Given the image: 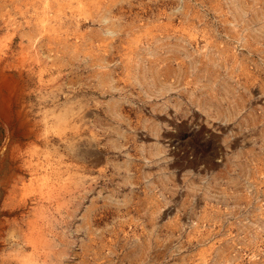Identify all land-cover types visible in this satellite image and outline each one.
Returning <instances> with one entry per match:
<instances>
[{"label": "rangeland", "instance_id": "374dc122", "mask_svg": "<svg viewBox=\"0 0 264 264\" xmlns=\"http://www.w3.org/2000/svg\"><path fill=\"white\" fill-rule=\"evenodd\" d=\"M59 3L35 47L0 0V264H264V0Z\"/></svg>", "mask_w": 264, "mask_h": 264}, {"label": "bare ground", "instance_id": "6f19581e", "mask_svg": "<svg viewBox=\"0 0 264 264\" xmlns=\"http://www.w3.org/2000/svg\"><path fill=\"white\" fill-rule=\"evenodd\" d=\"M5 1H9L10 2L11 6H13V10H15L14 13L19 15L20 19L23 20V22H22L23 24L25 23L26 26L23 28L24 35H26L27 38L32 39V43L35 44V47L37 46V44L41 43V41H38V40L43 39V36L47 35V30H48V25H49L48 21H50L52 19L56 20L61 14H63L61 6H60V3H59V0H5ZM30 23L34 24V25H32V27H34L35 29H36V27H38V32H36L35 34L29 32V31H31L30 27H29ZM13 27L15 28V26H13ZM55 28H54V30H55ZM58 29H60V28H58ZM54 35H55V33H54ZM11 36H9V37H11ZM55 36H57V35H55ZM36 40L38 41V43L36 42ZM59 40H61V39H59ZM50 42H52V41H50ZM57 44H58V41H57ZM39 46H41V45H39ZM20 61L22 62L23 60L20 59ZM24 61H26V60H24ZM5 66H9V65H5ZM22 66H24V64H22ZM22 75H23V71H19L18 76L22 77ZM14 77H16V76H14ZM38 79H39V82H41L42 76L39 75ZM18 87H19V82L16 79H14L12 76H10L9 74H5L4 71L2 69H0V119L2 120V122L6 123V125L9 124L10 121H11V117H12L11 113L14 111V107H16L18 104H20L22 102V100H23L22 97H19L20 94L17 91ZM46 93H49L48 97H50L51 99L54 98V95H53V93L51 91L45 92V94ZM38 95H39V97L41 95L42 98L45 97V95L43 93H41V92L40 93L38 92ZM49 101H50V99H49ZM65 105H67V104H65ZM22 106H23V104H22ZM18 108H21V104L18 106ZM47 112H49V111H47ZM18 113H21V112H18ZM51 114L53 115V118L55 119V121L58 123V127L59 128H61L62 125L64 124V126L61 128V133H62V131H65L66 128H68L67 127L68 124L70 125L71 128H75L76 125H77L75 123L76 121L74 120L75 117H73L75 113H74L73 109L69 105H67L65 107V109L63 111H61V113L55 114V113L51 112ZM57 123H55V125ZM52 124H53V122H52ZM56 129H57V127H56ZM76 130L77 129H74L73 132H75ZM59 131L60 130H58V132ZM71 147H72V145H71ZM33 154H34V152H33ZM11 157L17 158V156H11ZM31 163L30 164L28 163V164L24 165V170H26L27 173L30 176H32V178H34V180H35V178L38 176V173H40V170L43 169L44 167L41 164L32 165ZM9 187H10V189H8L7 192H6L5 201H4V204H3V207L8 208L7 212H9V214H10V213H12V212H14L16 210H21L23 212L28 210V202L25 199H19L18 202L14 203L15 200H14V196L12 195L13 192H14V188L11 187V186H9ZM40 197H42V195ZM39 203L40 202H36L35 203V207L32 205L33 208H31V210L34 211V210H37V209L41 208L40 207L41 205L40 206L38 205ZM21 217H23V215H21ZM16 219H18V218H16ZM30 221L26 225L27 228H28V226L30 224ZM23 223H24V221L22 219H20V223L19 222L16 223L17 228L19 227V229H20V228L24 227L25 225ZM33 231H35V230H33ZM40 237H41V234H40Z\"/></svg>", "mask_w": 264, "mask_h": 264}]
</instances>
